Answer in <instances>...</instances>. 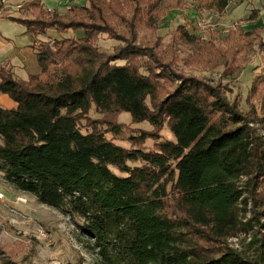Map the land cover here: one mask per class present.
Returning a JSON list of instances; mask_svg holds the SVG:
<instances>
[{"label":"trees","instance_id":"16d2710c","mask_svg":"<svg viewBox=\"0 0 264 264\" xmlns=\"http://www.w3.org/2000/svg\"><path fill=\"white\" fill-rule=\"evenodd\" d=\"M163 1L85 0L65 14L32 5L31 18L8 17L35 39L40 72L22 79L0 68V92L16 103L0 106V172L16 190L67 215L88 238L96 264H264V114L259 129L222 83L194 76L179 77L159 98L166 87L159 81L171 76L158 60L143 65L154 54L135 41L141 29H156ZM195 1L201 10L224 12L231 0ZM185 26L177 29L188 36ZM52 29L81 35L52 36ZM263 30L238 27L244 43L237 53L251 49L255 37L264 49ZM102 32L122 35L124 44L100 51ZM223 54L224 73L241 68ZM259 86L264 92V73L249 88ZM93 107L106 124L129 112L135 123L167 126L175 139L145 150L139 144L156 133L142 130L123 147L105 135L115 125L105 131L93 121L82 130ZM171 202L183 218L169 211ZM241 234H250L251 256L226 244ZM202 242L219 247L203 252Z\"/></svg>","mask_w":264,"mask_h":264},{"label":"rangeland","instance_id":"374dc122","mask_svg":"<svg viewBox=\"0 0 264 264\" xmlns=\"http://www.w3.org/2000/svg\"><path fill=\"white\" fill-rule=\"evenodd\" d=\"M170 2L171 0H164L161 3L160 9L166 5V10L160 17L156 29L153 31L141 29L135 41L138 46L148 49V53L155 55L142 58L143 65L151 66L154 65L152 61L158 60L161 63L159 65H162L160 67L171 76L169 81L164 79L159 81L166 84V87L161 89L159 98L164 97L167 89L178 83L179 77L207 78L213 86L222 83L223 94L229 101L237 102L240 110L254 124L260 125L258 119L264 114L262 108L264 92L260 90V86L258 91L249 88L253 67L246 65L254 54L264 52L262 41L261 38H249L251 49L246 48V51L239 54L235 50L237 47L235 45L241 46L244 42L240 41L235 31L238 27L248 31L254 26H261L260 14L250 17V13L253 7H264V0H231L224 12L201 10L195 0H178L182 4L173 8L167 6ZM181 24L186 25L188 36L177 29ZM49 31L50 35L57 37L81 35L80 31L77 33L69 31L62 35L54 29ZM116 31L119 33L121 30ZM112 35L107 32L98 35L95 43L100 51L110 53L116 46L124 44L122 35ZM236 42L237 44H234ZM220 47L221 51L218 49ZM222 53L227 57H236L241 68L230 75L224 73ZM29 68H34V73L39 71L37 60L34 63L31 60ZM141 70L145 72V67ZM109 119L113 124H106L104 121L106 118L93 107L82 121V130H89L93 121L105 131L115 125L113 129L117 130L106 132L105 135L126 148L132 147V137L139 135L142 130L155 132V137H148L139 144V147L145 150L155 149L158 141L175 139L167 126L156 130L147 121L135 123L129 112L120 113L116 118ZM260 127L257 126L259 129ZM112 170L122 175L115 167H112ZM0 192L4 193V197L0 199V264H96V252L90 247L88 238L81 234L67 215L54 207L40 203L29 193L16 190L5 181L1 172ZM19 197H24L26 201L19 200ZM168 209L172 214L183 218L181 209L174 202L169 204ZM250 239V234H241L229 238L226 244L251 256L256 248L250 246ZM201 247L203 252H209L215 251L219 246L202 242Z\"/></svg>","mask_w":264,"mask_h":264},{"label":"crops","instance_id":"0c3cea01","mask_svg":"<svg viewBox=\"0 0 264 264\" xmlns=\"http://www.w3.org/2000/svg\"><path fill=\"white\" fill-rule=\"evenodd\" d=\"M84 3L85 0H0V25H2V27L0 26V68L7 65L12 69L15 76L27 79L30 74H34V68H29L30 61L33 60L34 63L37 60L32 47L35 40L32 34L27 32L22 24L8 18L9 16H33L32 5H37L38 8L42 9L56 10L61 14H65L71 5H82ZM26 6L28 7L26 8ZM254 9L260 10L259 14L262 26L264 24V7H253ZM263 31L262 38L264 41ZM248 65L253 67L251 80L253 82L255 78L264 73V52L261 51L254 54L246 67ZM252 82L249 83V87H251ZM0 106L12 108L16 106V103L8 95L0 92Z\"/></svg>","mask_w":264,"mask_h":264},{"label":"built area","instance_id":"2783aa9c","mask_svg":"<svg viewBox=\"0 0 264 264\" xmlns=\"http://www.w3.org/2000/svg\"><path fill=\"white\" fill-rule=\"evenodd\" d=\"M258 126V125H256ZM4 197V194L0 192V199ZM19 200L21 201H26V199L24 197H19Z\"/></svg>","mask_w":264,"mask_h":264}]
</instances>
